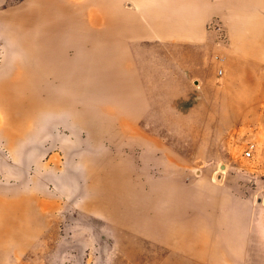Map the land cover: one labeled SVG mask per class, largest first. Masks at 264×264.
Returning <instances> with one entry per match:
<instances>
[{"label": "rangeland", "instance_id": "374dc122", "mask_svg": "<svg viewBox=\"0 0 264 264\" xmlns=\"http://www.w3.org/2000/svg\"><path fill=\"white\" fill-rule=\"evenodd\" d=\"M112 1L116 69H140L150 108L137 124L117 126L104 95L71 93L103 70L91 44L107 45V5L83 0V21L93 9L98 22L59 30L69 42L64 59L38 74V92L0 93L18 102L0 103V264H264V0H211L217 10L197 32L173 6L179 23L166 20V40L133 43L138 21L152 24L154 0ZM25 2L0 0V83L20 82L17 69L32 66L10 28ZM135 9L142 17L125 15ZM237 41L239 75L252 61L261 66L251 92L227 95L225 48ZM259 80L254 109L230 108L253 105ZM46 96L49 111L30 108ZM5 124L29 128L9 137Z\"/></svg>", "mask_w": 264, "mask_h": 264}, {"label": "crops", "instance_id": "0c3cea01", "mask_svg": "<svg viewBox=\"0 0 264 264\" xmlns=\"http://www.w3.org/2000/svg\"><path fill=\"white\" fill-rule=\"evenodd\" d=\"M135 4L138 5L140 3L139 0H133ZM221 3H226L227 0H221ZM247 2V1H246ZM253 2V1H252ZM251 2V3H252ZM249 3V2H247ZM153 8L155 9V16L154 14H151V26L144 25L142 19L138 21L139 26H137L138 29L135 32V35L131 37L129 40L131 43L133 42H143L146 40H166L165 37V22L166 20L169 21L168 23L173 25L174 22H178L176 18L178 16H175V20L170 17L169 12H167V8L170 10L171 7L175 6L176 8H180L187 13V15L183 14L182 19H184V23L189 25L191 24L193 31L198 30L201 31L203 28H205L207 20L216 12L217 7L214 6L211 0H178L175 5H169L168 7H165L164 0H154L152 3ZM114 3L112 0H109V40H108V46H109V56H110V62H109V70H101V71H93L90 72L89 78L93 79V82L83 81L82 84L84 85H78L77 87H73L71 90V93H77V94H86L91 95L89 98L91 100H95L96 96L97 99H100L102 95L105 96V98L108 99L109 107L107 110L108 114V120H110V123L117 125V126H124V125H134L137 124V120L141 119L144 116V113L148 111L150 108V98L148 96V92L146 90V85L144 82V77L142 73L140 72V69L136 66L125 67L124 70H117L116 69V62L117 56L115 54V47L118 43H114L113 35H114V27L116 24V18L114 14L113 7ZM131 7V6H129ZM168 9V11H169ZM136 10V11H135ZM131 10V14H125V15H134V13L137 16L142 17L143 14H141L137 9ZM167 16V19L165 18ZM169 17V18H168ZM145 27V30H143ZM189 27V26H186ZM120 30L122 33H126L125 27L121 26ZM197 32V31H196ZM239 41L233 43L230 47L227 46L225 48L228 61H227V67L225 70L226 73V83H227V90L226 94L229 93H240L241 89H246L247 92H251V87L253 86L252 76L251 72L252 70H259L261 62L258 61H252L253 68H248L250 72L244 74L243 76L239 75L238 72V59L235 57L239 55ZM258 52L256 50H250L249 53H255ZM121 59L120 57H118ZM114 62L115 70L112 69V65ZM128 68V69H127ZM130 68V70H129ZM101 69V66L99 67ZM258 79H260V74H258ZM86 83H89L90 85H85ZM260 80L257 82L258 89L256 90V98H253V105L247 106H238L233 105L230 106L232 109H254L256 107V102L260 100V91L259 86ZM252 107V108H251ZM229 108V106H227Z\"/></svg>", "mask_w": 264, "mask_h": 264}, {"label": "bare ground", "instance_id": "6f19581e", "mask_svg": "<svg viewBox=\"0 0 264 264\" xmlns=\"http://www.w3.org/2000/svg\"><path fill=\"white\" fill-rule=\"evenodd\" d=\"M83 1V0H82ZM80 0H26L24 7L25 9L18 12L16 19H18V25H13L10 27L12 29V37L18 40L20 44L21 50L23 53L28 54L31 57L32 66L29 64L28 67H23V69H17L15 75L23 74L24 79L21 81H17L14 83L1 82L0 83V93H3L13 86H18L21 90H24L26 87H30L32 92H38L35 86H40L39 76L38 74H43L44 76L51 73L53 70L54 63L62 62L64 59L63 47L68 44L67 40L62 39L60 35V31L62 29H66L69 27L71 29L74 28H93V26L88 25L87 23L93 25L98 22L96 12L91 9L88 12V15L91 14L90 21L87 20V23L83 21V5L84 3ZM107 5V10L109 8V0H95V6H105ZM15 14V13H14ZM81 25V26H80ZM109 18L107 20V38H101L103 40H107V45L100 43L97 46L91 44L95 51L93 53H87L90 58L95 59L96 53L98 52L100 57V61H104L102 69L109 70V62H110V52L108 46L109 40ZM14 28V30H13ZM95 29V27H94ZM60 30V31H59ZM58 31V32H57ZM102 45V46H101ZM101 46V47H100ZM79 58H85L84 52H78ZM92 54V55H90ZM61 65L56 69L59 73H62L63 68H60ZM67 72V71H66ZM35 73L36 76L33 77ZM32 76V77H31ZM37 97H35V103L31 106V109L35 111L38 109H43L42 112L49 111L48 105V97H44V100H40L36 102ZM0 103L4 105L5 108L12 109L14 108L18 102H14L12 99H4L0 96ZM12 107H11V106ZM28 109V108H27ZM31 110L29 109V112ZM25 115H28L26 112ZM31 116V114H30ZM19 125L14 124H5L3 127L4 135L8 134L9 137H13V135H22L24 134L29 126H22V130L18 131L17 128Z\"/></svg>", "mask_w": 264, "mask_h": 264}, {"label": "built area", "instance_id": "2783aa9c", "mask_svg": "<svg viewBox=\"0 0 264 264\" xmlns=\"http://www.w3.org/2000/svg\"><path fill=\"white\" fill-rule=\"evenodd\" d=\"M207 27L208 28H211L213 31H215L216 33H218V38H219L220 43H223V44H226L227 43L226 34L224 33L223 27H222V25L220 24L219 21H217V20H210L208 22ZM216 58H218L220 61L222 60V57H219L218 55H216ZM217 73L219 75H222V73H223L222 67H219L218 68ZM254 146L255 145H254L253 142L248 143V145L244 149V156L250 157L252 155Z\"/></svg>", "mask_w": 264, "mask_h": 264}]
</instances>
